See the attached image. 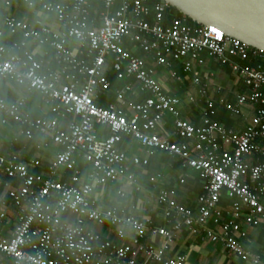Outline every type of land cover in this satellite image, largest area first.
Instances as JSON below:
<instances>
[{
	"label": "built area",
	"instance_id": "built-area-1",
	"mask_svg": "<svg viewBox=\"0 0 264 264\" xmlns=\"http://www.w3.org/2000/svg\"><path fill=\"white\" fill-rule=\"evenodd\" d=\"M13 1L0 0V83L12 79L38 93L53 104L55 119H32L23 112V99L7 104L0 98V125L10 121L28 139L50 136L60 152L46 177L33 174L16 154L0 156V264H141L140 257L150 264H187L184 256H167L182 228L221 244L244 264H264L244 249L247 234L238 222L244 216L246 225L264 223V53L217 27L192 26L184 16L164 24L167 4L19 0L38 17L18 20L3 13ZM5 38L11 42L1 43ZM42 48L54 54L53 71L45 72L44 62L35 58ZM205 56L245 88L227 108L233 116L243 108L254 110L241 132L212 120L209 88L214 76L202 70ZM159 68L172 80L197 88L205 105L199 126L183 119L182 101L156 78ZM106 71L121 85L113 86ZM109 94L114 101L102 106L100 97ZM186 98L195 101L189 94ZM68 116L75 120L61 129L60 121ZM166 118L172 122L173 140L158 131ZM126 138L147 157L157 152L176 157L204 181L195 211L176 204L168 192L159 194L164 215L174 218L170 229L96 204L95 192L109 184L126 183L140 191L121 149ZM146 164L132 160L136 167ZM223 191L232 199L227 221L219 208ZM95 227L108 229L116 241ZM148 235L159 243L146 245Z\"/></svg>",
	"mask_w": 264,
	"mask_h": 264
},
{
	"label": "crops",
	"instance_id": "crops-1",
	"mask_svg": "<svg viewBox=\"0 0 264 264\" xmlns=\"http://www.w3.org/2000/svg\"><path fill=\"white\" fill-rule=\"evenodd\" d=\"M18 20H33L38 17L34 12H30L24 7L19 0L13 1V6L9 10L3 11ZM47 24L53 31H58L59 27L52 19L47 20ZM10 38H5L1 43L8 44ZM35 58L44 62V71L50 72L56 68L53 59V52L49 48H42L35 51ZM137 54L141 55L137 52ZM204 72L213 73L209 95L213 100L216 118L222 125H230V129L235 132H241L251 119L254 110L243 108L240 116H233L226 113L227 108L235 100V96L243 93L244 87L230 72H226L212 59L205 56ZM175 71L182 77L181 66L175 64ZM114 76L110 71L106 74ZM156 78L162 88L170 95L179 98L182 101L181 115L183 119L192 125L201 124L204 102L199 99L197 88L192 86L188 81H174L165 69H157ZM112 85L117 87L121 84L113 81ZM218 88L220 90L218 91ZM191 95L195 101L190 103L187 95ZM0 98L7 104H15L24 100L23 112L28 114L32 119L53 120V104L47 103L38 93L29 92L25 88L19 87L14 80L9 79L0 83ZM114 101V96L109 94L102 96L99 103L102 106ZM75 118L68 116L65 120L60 121V128L65 129ZM227 128V127H226ZM161 137L173 140L172 122L166 118L160 128ZM103 135L106 131L100 129ZM122 151L127 157L128 166L130 167L136 184L140 191L136 192L132 186L126 183L109 184L104 188L98 189L94 194L96 204L103 209H124L126 216L148 220L152 226L164 229H170V222L174 223V218H168L164 214V209L158 204V196L165 191L170 193V199L181 207L195 211L197 208V199L203 193L204 181L193 170L183 167L180 160L176 157L169 156L166 153L157 152L147 157L144 150L132 139L126 138L121 145ZM60 148L53 144L50 136L35 134L32 139H28L21 134V128L12 122L7 125H0V156H9L16 154L21 161L29 166L33 174L42 177L47 176L48 168L55 160ZM134 158L141 162L146 160L145 166L138 167L132 165ZM36 163V165H34ZM119 194H123L121 197ZM232 199L226 192L221 193L219 208L223 220L230 219ZM14 220L15 218L12 217ZM244 216L240 218L239 224L246 231V238L241 242L244 249L252 254L260 256L264 262V223L257 222L253 225H246ZM12 225L9 226L11 228ZM97 233L116 241L112 232L105 228H94ZM127 234V239L130 237ZM159 238L147 236L144 243H159ZM175 255L184 256L187 264H244L232 256L219 243L210 242L200 232L196 234L190 232L187 228H182L175 235V245L168 257ZM139 263L150 264L139 258Z\"/></svg>",
	"mask_w": 264,
	"mask_h": 264
},
{
	"label": "water",
	"instance_id": "water-1",
	"mask_svg": "<svg viewBox=\"0 0 264 264\" xmlns=\"http://www.w3.org/2000/svg\"><path fill=\"white\" fill-rule=\"evenodd\" d=\"M169 14L214 26L228 38L264 53V0H160Z\"/></svg>",
	"mask_w": 264,
	"mask_h": 264
},
{
	"label": "trees",
	"instance_id": "trees-1",
	"mask_svg": "<svg viewBox=\"0 0 264 264\" xmlns=\"http://www.w3.org/2000/svg\"><path fill=\"white\" fill-rule=\"evenodd\" d=\"M147 3H148V5H150V6H154V5H156V4H159V3H160V0H147ZM175 18H183V16H182L181 14H179V13H175L173 16H171V15L169 14V12H165V14H164V24H167L168 22H170L172 19H175ZM185 19H186V21H187L188 24H190V25H192V26H198L197 24H195L194 22H192V21L189 20L188 18H185ZM217 65H218V64H217ZM252 65H255V62H252ZM246 66H247V65H246ZM220 67H221L222 69H224L226 72H230L227 68L222 67V66H220ZM106 77L109 79V81H110L111 83L115 80V77L112 76V75H110V74H108V73L106 74ZM115 81H116V80H115ZM244 92H245V88H244L243 93H244ZM214 110H215V109H214ZM226 113L228 114V117H229V115L231 116V113L229 112V110H227ZM215 114H216V111H215ZM215 114H214V116L212 117V120H213V121H216V122H218V123H220V121L217 120ZM225 127L230 128L229 123H228V124H225ZM6 181H9V180H6Z\"/></svg>",
	"mask_w": 264,
	"mask_h": 264
},
{
	"label": "snow or ice",
	"instance_id": "snow-or-ice-1",
	"mask_svg": "<svg viewBox=\"0 0 264 264\" xmlns=\"http://www.w3.org/2000/svg\"><path fill=\"white\" fill-rule=\"evenodd\" d=\"M213 31H215V29H213Z\"/></svg>",
	"mask_w": 264,
	"mask_h": 264
}]
</instances>
